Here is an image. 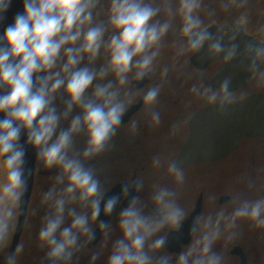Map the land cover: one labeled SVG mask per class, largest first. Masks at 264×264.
Segmentation results:
<instances>
[{
  "label": "clouds",
  "instance_id": "1",
  "mask_svg": "<svg viewBox=\"0 0 264 264\" xmlns=\"http://www.w3.org/2000/svg\"><path fill=\"white\" fill-rule=\"evenodd\" d=\"M14 2L0 0V24L5 22ZM21 2L22 11L13 16L12 23L0 35V86L7 89L6 94H0V247L5 246L10 223L27 192L26 152L20 143L23 134L25 144L36 149L37 158L47 168L61 170L57 183L64 184L67 178L68 183L60 192L53 187L44 193L42 202L49 203L52 212L45 216L39 231V240L48 248L49 258L67 262L78 246L79 237L91 235L89 216L67 205L79 201L91 209V219L96 220L101 210L110 215L118 202L117 197L105 200L94 171L85 167L80 157L70 155L72 137L82 131L87 133V144L81 154L84 159L98 156L108 148L125 113L118 86L128 84L130 73L139 80L151 72L170 24L154 20L160 9L149 0H110L107 26L94 24L98 0ZM198 7V0H180L182 32L195 50L202 46L205 35L197 31L201 21L194 12ZM109 26L114 32L105 41ZM102 47L110 53L107 67L96 71L81 66L85 57L90 64L95 61ZM109 72L115 75L117 86L108 81L93 87L94 81L104 79ZM166 74L164 69L163 75ZM220 87L230 94L229 80ZM90 88L92 93L88 95ZM61 89L67 100L64 111L58 112L55 100ZM192 92L199 94L200 90L194 86ZM158 95V87L150 89L144 96L145 103L154 104ZM74 107L81 110L80 114L72 117L66 130L61 129V119H67ZM152 120L159 124V115L154 112ZM159 163L154 161L156 165ZM169 172L177 183H183L184 174L179 167L171 165ZM174 197L175 193L167 189L157 191L153 197L157 205L154 217L143 215L135 200L121 210L119 227L123 238L114 243L108 264H152L146 251L148 241L166 226L181 225L184 219ZM66 214L71 217L67 226ZM239 219H249L257 228L264 227V199L243 200L230 215L221 211L215 218L209 216L205 222L207 231L194 246L181 251L176 264H221L222 258L212 252V245L220 236L222 222L231 229ZM198 231L197 222L193 232ZM165 243L160 237L152 240L148 248L159 250ZM91 259L94 262L97 256ZM161 264H167V260Z\"/></svg>",
  "mask_w": 264,
  "mask_h": 264
},
{
  "label": "flooded vegetation",
  "instance_id": "2",
  "mask_svg": "<svg viewBox=\"0 0 264 264\" xmlns=\"http://www.w3.org/2000/svg\"><path fill=\"white\" fill-rule=\"evenodd\" d=\"M149 2L160 9L154 20L168 22L170 28L160 42L159 55L151 72L139 80L134 78V73H130L128 84L118 86L120 99L125 103V113L122 123L116 129V135L111 138L103 153L91 159H84L81 155L87 144V133L82 131L72 137L70 155L80 157L85 167L94 171L105 192V200L117 197L118 202L110 215H105L101 210L96 220L91 219L90 208L83 207L79 201L73 202L81 207L77 213L89 216L91 235L79 237L78 246L70 260H53L54 264H108L107 248L111 245L113 247L116 237H123L119 227L121 210L135 200L136 207L143 215L154 217L157 205L153 197L162 188L175 193V202L183 210L184 219L181 225L166 226L148 241L146 250L152 258V264L163 260H167V264H176L181 251L186 252L194 246L195 241L207 231L205 222L209 216L215 218L221 211L230 215L240 201L264 199V135L241 138L237 149L220 159L183 161L176 165L179 154L191 136L192 117L198 111L228 99L264 93V0H198L199 7L194 15L200 19L201 25L197 31L206 33L202 39L204 44L199 50L191 47L182 32L180 0ZM109 7L110 0H98L94 10V24L107 26ZM237 31L257 40L263 47V54L250 79L226 94L219 87L211 85L212 79L225 66L224 57L216 55L209 58L206 57L208 51L200 54L197 51H204L205 46L207 50L211 43L217 44L219 40L234 37ZM113 32L109 26L105 41ZM235 40L231 39L233 52ZM109 58L110 53L102 47L95 61L90 64L85 57L81 66L99 71L107 67ZM164 69H167L166 75H163ZM108 81L117 86L115 75L109 72L104 79L94 81L93 87ZM194 86L200 90L199 94L192 92ZM157 87L159 95L155 103H145V94ZM91 93L92 88L88 90V95ZM66 100L67 96L61 89L55 100L58 112L64 111ZM80 112L78 107H74L67 119H61L60 128L66 130L72 117ZM154 112L159 115V124L152 120ZM155 160L160 161L159 165L154 164ZM171 165H176L183 172V183H177L174 174L169 172ZM59 175H62L59 168H47L36 154L28 213L10 264H45L49 258L48 248L39 239L35 248L34 241L27 237L39 238L44 218L52 212L50 204L42 202L44 193L53 187L60 192L67 185L66 177L64 184L57 183ZM230 180L234 184L233 188L225 186ZM35 200L40 208L38 206L34 214L32 203ZM32 213L35 217H32ZM197 222L200 231L193 232ZM70 223L71 217L66 214L65 226ZM102 224L108 227L102 228ZM181 229L185 234L184 241L179 242L173 236L170 249L165 246L159 250L148 248L152 240L164 238L169 231ZM20 249L23 251L20 252ZM212 252L222 258L221 264H264V227L257 228L251 220L239 219L234 228L228 229L222 222L220 236L213 243ZM93 255L97 256L94 262L91 259Z\"/></svg>",
  "mask_w": 264,
  "mask_h": 264
},
{
  "label": "water",
  "instance_id": "3",
  "mask_svg": "<svg viewBox=\"0 0 264 264\" xmlns=\"http://www.w3.org/2000/svg\"><path fill=\"white\" fill-rule=\"evenodd\" d=\"M21 11V0H15L7 14L5 22L0 24V35L3 34L4 28L12 23L13 16ZM222 42V46H224V50L227 52L228 48H226L225 42ZM255 46L256 43L249 36L243 35L241 41L240 37H236V58L239 57L240 61L245 59L246 65H236L234 67L227 61L225 68L219 76L220 83L233 77L235 78L236 85L248 80L255 71L261 57V49L257 50ZM6 92L7 89L0 86V94H6ZM230 101L231 103L221 102L208 106L193 118L191 122L192 137L180 156V161L186 157L203 160L217 159L235 149L242 136L264 134V93L252 94L241 100ZM25 139V135L22 134L20 143L26 152L25 174L28 179L27 192L18 211V222L12 234L11 243L0 247V264H9L14 255L26 217L33 185L36 149L31 145L25 144ZM180 234H182V231H180Z\"/></svg>",
  "mask_w": 264,
  "mask_h": 264
},
{
  "label": "rangeland",
  "instance_id": "4",
  "mask_svg": "<svg viewBox=\"0 0 264 264\" xmlns=\"http://www.w3.org/2000/svg\"><path fill=\"white\" fill-rule=\"evenodd\" d=\"M234 184H232V181L230 180V181H228V183H227V185H225L226 187H230V188H233L232 186H233ZM38 201L37 200H35L33 203H32V208H34V210H33V213L35 214V213H37V211H36V209H39L40 208V204H38L37 203ZM38 206H39V208H38ZM69 208H72V209H75V211L76 212H79L78 210H79V208H81V207H79V205L78 204H76V203H71L70 205H69ZM83 211H84V209H83ZM82 211V212H83ZM32 213V214H33ZM33 214V216L32 217H35V215ZM14 217H15V215H14ZM33 225V224H32ZM29 228H30V225H29ZM27 238H29V239H32L33 241H34V247L36 248V242L38 241V237L37 238H32V236H29L28 235V237ZM117 239H116V241L118 240V239H121V238H123V237H116ZM25 240V239H24ZM25 242V241H24ZM26 243V242H25ZM37 244H38V242H37ZM112 250H113V247H112V245L109 247V248H107V255L108 256H110V253H112ZM20 252H22L23 250L22 249H20L19 250ZM147 251V250H146ZM19 254V253H18Z\"/></svg>",
  "mask_w": 264,
  "mask_h": 264
},
{
  "label": "bare ground",
  "instance_id": "5",
  "mask_svg": "<svg viewBox=\"0 0 264 264\" xmlns=\"http://www.w3.org/2000/svg\"><path fill=\"white\" fill-rule=\"evenodd\" d=\"M0 176H2V172H0ZM10 228H11V223H10L9 231H10ZM8 233H9V232H8ZM9 238H10V236H9V234H8L7 239H6V241H5V246H6V244L9 242ZM3 247H4V246H3Z\"/></svg>",
  "mask_w": 264,
  "mask_h": 264
}]
</instances>
